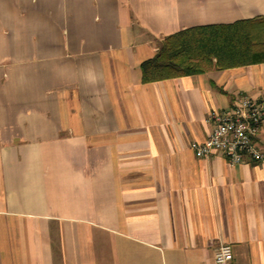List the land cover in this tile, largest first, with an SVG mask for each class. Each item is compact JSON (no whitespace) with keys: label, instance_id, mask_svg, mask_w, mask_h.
<instances>
[{"label":"crops","instance_id":"obj_1","mask_svg":"<svg viewBox=\"0 0 264 264\" xmlns=\"http://www.w3.org/2000/svg\"><path fill=\"white\" fill-rule=\"evenodd\" d=\"M241 22L250 63L141 82L164 38ZM262 94L264 0H0V264H264V161L191 148Z\"/></svg>","mask_w":264,"mask_h":264},{"label":"trees","instance_id":"obj_2","mask_svg":"<svg viewBox=\"0 0 264 264\" xmlns=\"http://www.w3.org/2000/svg\"><path fill=\"white\" fill-rule=\"evenodd\" d=\"M248 22L201 26L179 31L162 40L153 58L141 63L142 83H152L253 61L262 41ZM253 28V30H252ZM252 30V31H251Z\"/></svg>","mask_w":264,"mask_h":264},{"label":"built area","instance_id":"obj_3","mask_svg":"<svg viewBox=\"0 0 264 264\" xmlns=\"http://www.w3.org/2000/svg\"><path fill=\"white\" fill-rule=\"evenodd\" d=\"M209 120L213 128L207 139L191 144L197 156L207 158L221 153L230 165L241 163L246 158L264 161V154L255 146V138L264 122V94L257 100L241 96L233 107L220 112L211 111ZM231 259L230 246L221 245L215 251L216 264H228Z\"/></svg>","mask_w":264,"mask_h":264}]
</instances>
